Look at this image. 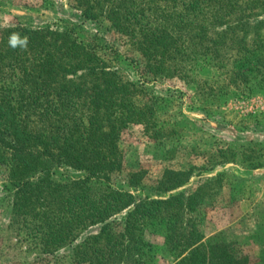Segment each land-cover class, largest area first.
I'll return each mask as SVG.
<instances>
[{"label":"trees","instance_id":"obj_1","mask_svg":"<svg viewBox=\"0 0 264 264\" xmlns=\"http://www.w3.org/2000/svg\"><path fill=\"white\" fill-rule=\"evenodd\" d=\"M73 1L86 20L135 41L149 76L178 77L204 97H214L216 85L264 88V0ZM13 33L27 37L26 47L9 44ZM113 46L77 38L70 26L0 28V163L2 190L14 192L10 232L19 236L33 223L27 235L41 241L45 264H155L146 232L163 239L171 264H252L236 243L206 238L190 217L192 201L201 204L209 190L186 195L196 167L166 170L149 187L141 171L129 174L124 189L111 182L124 166L121 132L152 119L139 87L113 64L121 59ZM240 153L251 170L264 167L247 149ZM236 157L218 149L209 156L218 162L199 170ZM61 168L81 175L57 182Z\"/></svg>","mask_w":264,"mask_h":264},{"label":"rangeland","instance_id":"obj_2","mask_svg":"<svg viewBox=\"0 0 264 264\" xmlns=\"http://www.w3.org/2000/svg\"><path fill=\"white\" fill-rule=\"evenodd\" d=\"M17 24L70 26L76 29L77 38L101 46L112 43L121 58L112 59L113 64L129 83L139 87V99L151 109L152 119L149 123L130 124L121 132L119 147L124 166L113 174L111 182L124 189L129 174L141 171L149 187L166 170L196 167L183 188L186 195L196 196L203 186L209 190L203 193L201 204L192 201L195 207L190 217L206 238L218 235L228 245L236 243L241 253L250 256L252 264H264V167L251 170L250 162L244 161L240 153L247 149L252 161L264 166L263 87L226 91L216 85L214 97H204L178 77L149 76L144 69L147 61L138 55L136 42L119 35L106 22L86 20L73 0H0V28ZM226 148L237 153L234 163L214 166L208 172L199 170L216 164L218 160L210 162L209 156ZM79 175L81 172L61 168L54 172L53 179L65 183ZM5 176V166L0 163V264H45L47 260L38 254L42 251L41 241L35 239L39 244L34 245L27 235L36 228L33 223L21 227L19 236L10 232L14 192H3ZM36 195L28 200H35ZM144 237L153 248L155 264L173 262L164 252L160 236L146 232Z\"/></svg>","mask_w":264,"mask_h":264},{"label":"clouds","instance_id":"obj_3","mask_svg":"<svg viewBox=\"0 0 264 264\" xmlns=\"http://www.w3.org/2000/svg\"><path fill=\"white\" fill-rule=\"evenodd\" d=\"M9 44L15 48L17 46L20 47H26L27 44V37L21 39L20 34L19 33H13L11 35V37L9 38Z\"/></svg>","mask_w":264,"mask_h":264}]
</instances>
